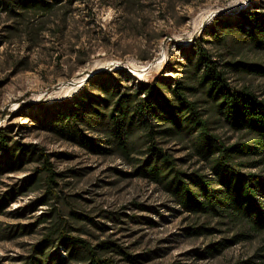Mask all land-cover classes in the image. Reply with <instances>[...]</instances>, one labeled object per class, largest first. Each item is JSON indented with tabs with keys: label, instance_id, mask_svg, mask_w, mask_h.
Returning a JSON list of instances; mask_svg holds the SVG:
<instances>
[{
	"label": "rangeland",
	"instance_id": "rangeland-1",
	"mask_svg": "<svg viewBox=\"0 0 264 264\" xmlns=\"http://www.w3.org/2000/svg\"><path fill=\"white\" fill-rule=\"evenodd\" d=\"M246 7L264 10V0H151L146 21L124 23L120 11L113 7L100 5L98 0H78L72 11L66 10L69 26L65 40L51 31L31 52L16 40L0 45V126H11L19 140L63 153L52 159L61 173L59 198L46 205H39L45 198L39 163H27L24 169L0 177V194L18 192L17 199L0 215V264H20L45 228L56 223L69 226L74 235L92 244L108 240L136 257L139 264H233L264 247V238L255 236L218 254L208 253L210 243L243 232L241 227L183 211L157 183L126 175L131 168L120 158L89 154L32 127V111L22 107L29 102L49 105L69 99L83 86L87 74L106 69H124L134 82H150L162 74L182 78L184 74L172 72V67L180 68L179 62H185L193 40L204 34L215 17L240 20L238 13ZM11 24L0 15V39ZM225 32L223 42L207 44L218 60L264 66V48L235 30ZM80 48L89 52L85 61L76 57ZM228 78L232 85L247 86L264 99V76L229 71ZM208 115L215 133L229 143L241 141L244 133L234 130L215 110H209ZM162 145L182 159L183 169L210 172L209 164L184 136L166 137ZM197 225L217 232L192 235L190 228ZM106 256L118 264H132L114 252Z\"/></svg>",
	"mask_w": 264,
	"mask_h": 264
},
{
	"label": "trees",
	"instance_id": "trees-1",
	"mask_svg": "<svg viewBox=\"0 0 264 264\" xmlns=\"http://www.w3.org/2000/svg\"><path fill=\"white\" fill-rule=\"evenodd\" d=\"M76 1L0 0V15L13 22L4 30L0 45L16 40L31 52L51 31L65 40L69 26L66 10L72 11ZM98 2L120 11L124 23H143L151 0ZM238 16L240 20L215 17L204 34L193 40L185 62H179L180 68L172 67V72L184 74L182 78L162 74L150 82H134L124 69H106L91 73L69 99L22 106L32 111V127L89 154L120 158L131 168L126 175L157 183L183 211L241 227L243 232L210 243V254L255 236L264 238V99L247 86L232 85L228 78L229 71L264 76V66L244 60H218L207 46L212 40L223 42L225 31L235 30L263 49L264 10L246 7ZM56 56L61 59L62 54ZM76 57L85 61L90 55L80 48ZM211 109L234 130L244 133L241 141L229 143L214 132L208 115ZM15 135L11 126H0V177L24 169L27 163H39L37 171L43 178L46 198L39 205L58 199L61 173L52 159L63 153L48 152L40 144L24 142ZM172 135L187 138L209 164L210 172L183 169L179 163L182 159L162 145V140ZM17 193L0 194V215L17 199ZM45 229L20 264H118L106 256L108 252L123 255L132 264L140 263L114 243L101 240L92 244L74 235L67 225L56 223ZM215 232L205 225L190 228L195 236ZM260 249L261 253L233 264H264V247Z\"/></svg>",
	"mask_w": 264,
	"mask_h": 264
},
{
	"label": "water",
	"instance_id": "water-1",
	"mask_svg": "<svg viewBox=\"0 0 264 264\" xmlns=\"http://www.w3.org/2000/svg\"><path fill=\"white\" fill-rule=\"evenodd\" d=\"M91 76V74H87V76H86V78L83 80V82L88 78V77H90Z\"/></svg>",
	"mask_w": 264,
	"mask_h": 264
}]
</instances>
